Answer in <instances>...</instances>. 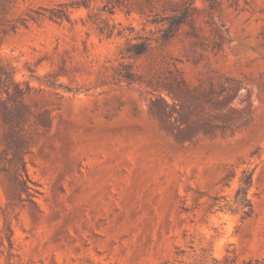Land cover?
<instances>
[{
	"label": "rangeland",
	"instance_id": "obj_1",
	"mask_svg": "<svg viewBox=\"0 0 264 264\" xmlns=\"http://www.w3.org/2000/svg\"><path fill=\"white\" fill-rule=\"evenodd\" d=\"M0 264H264V0H0Z\"/></svg>",
	"mask_w": 264,
	"mask_h": 264
}]
</instances>
